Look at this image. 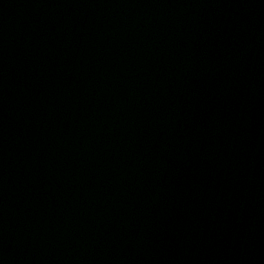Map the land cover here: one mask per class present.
<instances>
[{
  "label": "water",
  "instance_id": "water-1",
  "mask_svg": "<svg viewBox=\"0 0 264 264\" xmlns=\"http://www.w3.org/2000/svg\"><path fill=\"white\" fill-rule=\"evenodd\" d=\"M0 264H264V0H0Z\"/></svg>",
  "mask_w": 264,
  "mask_h": 264
}]
</instances>
